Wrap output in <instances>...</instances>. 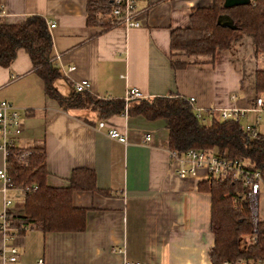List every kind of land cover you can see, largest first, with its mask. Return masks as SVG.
<instances>
[{
	"label": "crops",
	"instance_id": "1",
	"mask_svg": "<svg viewBox=\"0 0 264 264\" xmlns=\"http://www.w3.org/2000/svg\"><path fill=\"white\" fill-rule=\"evenodd\" d=\"M86 1L0 0L5 12L0 23L19 24L32 14L45 20L50 59L59 70L53 86L61 95H70L79 80H86L88 92L99 98L125 100L129 89L142 98L179 95L193 98L191 106L208 122L222 108L251 106L254 72L264 69V61L254 60L248 37L237 36L212 60L174 57L170 51V31L186 27L190 12L212 0H135L138 27L112 24L104 30L86 24ZM176 58L187 63L173 67ZM0 100L18 110L21 130L14 145L44 147L47 186H66L74 169L94 174L93 190L70 195L71 205L85 210L82 230L42 232L22 226L11 230L8 241L0 231V264H6L8 245L16 250V264H211L210 194L197 187L206 173L198 170L186 178L175 173L161 119L110 116L101 121L121 132L126 143L108 138L96 128L100 120L94 113L63 111L44 95L22 49L9 66H0ZM144 133L151 135L148 144L141 142ZM4 165L0 150V168ZM2 185L0 180V216L4 199L10 201L8 217L22 215L24 194L12 187L2 192ZM259 198L264 199V184L257 198V219L264 221Z\"/></svg>",
	"mask_w": 264,
	"mask_h": 264
},
{
	"label": "trees",
	"instance_id": "2",
	"mask_svg": "<svg viewBox=\"0 0 264 264\" xmlns=\"http://www.w3.org/2000/svg\"><path fill=\"white\" fill-rule=\"evenodd\" d=\"M224 0H212L206 7H197L188 16V25L169 33L170 51L185 57L204 56L212 60L217 51L243 35L250 39L254 54L264 52V0H247L229 7ZM110 0H87V25L102 30L112 25L108 13ZM226 14L235 29L217 26V16ZM51 39L45 20L40 15L25 16L19 24L0 23V66L7 67L18 49L29 57L33 71L43 84L44 95L56 102L59 109L89 110L98 120L113 115L140 116L152 121L161 119L167 131L168 150L183 154L188 149L212 151L225 158L245 160L258 169L264 180V134L251 135L238 121L210 118L208 123L197 118L188 99L179 96L152 98H99L88 91L61 95L53 86L59 70L50 59ZM187 62L175 60L173 67ZM254 90L264 97V69L254 72ZM255 94V95H256ZM26 152V153H25ZM5 172L10 186L27 188L22 198V215L9 217V227L19 231L29 226L42 232L80 231L84 228L85 210L71 205L74 190H93L94 174L89 169L71 171L67 185L60 188L46 185L45 152L42 145L27 149L12 146L5 158ZM198 189L210 194V231L213 243L208 250L211 264L236 261L246 257H264V221L255 228L245 197L246 190L230 177L208 176L198 182ZM255 233L253 243L244 246L245 236Z\"/></svg>",
	"mask_w": 264,
	"mask_h": 264
},
{
	"label": "built area",
	"instance_id": "3",
	"mask_svg": "<svg viewBox=\"0 0 264 264\" xmlns=\"http://www.w3.org/2000/svg\"><path fill=\"white\" fill-rule=\"evenodd\" d=\"M5 12L0 8V18L4 16ZM139 11L136 9L135 0H110V11L108 17L113 25L119 26L123 29L136 28L140 25L137 16ZM54 24H49V27H53ZM264 61V52L256 53L254 60ZM72 69V67L68 68ZM89 84L86 80H79L72 83V91H88ZM140 92L134 89L126 91L124 99L141 98ZM233 96H231L232 98ZM188 101L192 104L193 98H189ZM195 116L202 118V114L198 109H194ZM247 112L253 114V120L251 124L246 123L243 129L251 135H256L258 132L256 126L261 122L262 116H264V97L260 94H256L253 97L252 104L247 110L235 109V108H222L218 111L219 119H231L238 121L245 119ZM211 114L210 112H208ZM96 128L104 130L106 136L110 139L116 140L119 143L125 144L126 137L117 129L112 127H106L103 121H97ZM20 121L18 110L12 106V104L6 100H0V150L6 158L8 149L14 146V142L20 133ZM151 140L149 133L142 134L141 142L148 144ZM26 153V152H25ZM169 159L172 162L175 173L181 177H193L198 170H203L208 176L212 177H230L237 180L245 192L247 200L250 221L255 228L257 219V198L259 194L260 185L264 184V180L261 177L258 169H253L243 159L239 158H225L219 156L212 151H201L196 149H188L183 154H178L176 151L169 150ZM0 180L2 181L1 191L4 192L7 188H11L7 183V177L5 172V165L0 168ZM19 194L24 193L27 188L20 186H13ZM10 203L8 199L3 200V211L0 216V231L4 235V240L10 239V232L12 230L9 227V217L5 212V207ZM255 233L245 236L242 240V244L247 246L255 241ZM6 257L4 258L6 264H16V250L12 245H8L6 248ZM123 264H140L139 262H124ZM221 264H264V257H246L238 259L236 261H222Z\"/></svg>",
	"mask_w": 264,
	"mask_h": 264
},
{
	"label": "water",
	"instance_id": "4",
	"mask_svg": "<svg viewBox=\"0 0 264 264\" xmlns=\"http://www.w3.org/2000/svg\"><path fill=\"white\" fill-rule=\"evenodd\" d=\"M247 0H224L223 6L229 7L236 4H242L245 3ZM217 26L223 27V28H229L231 30L235 29V24L232 22V20L226 15L221 14L217 16L215 21Z\"/></svg>",
	"mask_w": 264,
	"mask_h": 264
},
{
	"label": "rangeland",
	"instance_id": "5",
	"mask_svg": "<svg viewBox=\"0 0 264 264\" xmlns=\"http://www.w3.org/2000/svg\"><path fill=\"white\" fill-rule=\"evenodd\" d=\"M258 53H260V52H258ZM172 54L175 57L179 53L177 51H173ZM179 55H182V54H179ZM176 60H177V58H176ZM124 101H127V100H124ZM252 118H253V114L249 113L248 118L240 119L239 120V123H240L241 126H244L246 123L251 124L252 123V120H253ZM203 122L204 123H208V120L205 117H203ZM257 131L260 134H264V116H262L261 122L259 123V126L257 128ZM258 207H259L260 210L262 208L264 209V199L262 200L261 198H259V200H258Z\"/></svg>",
	"mask_w": 264,
	"mask_h": 264
}]
</instances>
